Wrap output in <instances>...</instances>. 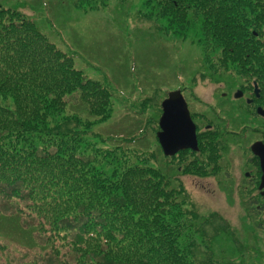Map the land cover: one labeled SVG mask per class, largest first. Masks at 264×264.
I'll use <instances>...</instances> for the list:
<instances>
[{
  "label": "rangeland",
  "instance_id": "rangeland-1",
  "mask_svg": "<svg viewBox=\"0 0 264 264\" xmlns=\"http://www.w3.org/2000/svg\"><path fill=\"white\" fill-rule=\"evenodd\" d=\"M84 1L89 2L0 0V10H14L28 21H35L51 43L73 57L77 71L106 88L105 94L110 97L107 105L90 107L78 94L66 99L68 105L57 117L77 116L95 123L85 132L94 149L111 155L95 164L104 176L111 177L127 159L129 165L166 169L172 177L171 185L181 188L179 204L199 218L192 229H176L183 243L180 249L184 252L183 247H189L193 253L191 257L185 251L189 264L193 259L196 264H264L261 174L253 181L245 177L256 162L251 146L264 143V117L256 113L258 106L264 107V97L252 106L250 121L247 103L232 102L248 81L252 85L262 79L264 90V22L250 31L257 36L254 43L260 45L261 62H257L249 50L236 51L232 56L231 52L225 53L218 42L225 38L213 28L209 32L203 28L191 10L185 23L179 25L172 18L156 16L159 10L147 7L146 0ZM92 2L95 8L89 7ZM12 17L15 16L9 15L8 19ZM236 54L238 57L233 58ZM245 68L248 76L243 72ZM181 90L202 132L199 146L203 153L186 154L183 161L176 162L163 157L157 133L162 102L170 92ZM228 90L231 93L225 101L223 94ZM106 110L110 115L104 120L102 114ZM202 115L208 120L201 121ZM211 121L215 130L207 134L205 125ZM189 165L188 169L196 175L184 172ZM179 169L183 172L177 173ZM21 200L0 199V214L24 212L27 221L42 228L41 243L47 245L24 248L23 245H34L31 237L35 236L30 229L29 233L17 229V225H23L19 218L15 227L4 228L3 232L0 227V237H4L0 239V264H55L59 259L70 260L68 246L64 245L66 237L54 243L53 227L39 226L26 209L32 203ZM205 220L211 221L204 223ZM55 248L60 257H51Z\"/></svg>",
  "mask_w": 264,
  "mask_h": 264
},
{
  "label": "trees",
  "instance_id": "trees-1",
  "mask_svg": "<svg viewBox=\"0 0 264 264\" xmlns=\"http://www.w3.org/2000/svg\"><path fill=\"white\" fill-rule=\"evenodd\" d=\"M146 6L179 25L191 10L203 28L225 38L218 41L225 53L249 50L261 62L260 45L250 31L264 22V0H146ZM105 91L102 83L77 71L73 57L51 43L35 21L0 10V199L31 202L28 214L39 226L53 227L54 243L66 237L71 259L55 264H189L187 255L193 253L189 247L180 249L176 229H192L199 218L179 204L181 188L171 185L166 169L129 165L127 159L111 177L104 176L95 164L111 155L94 149L85 132L95 123L57 117L66 99L78 94L90 107L107 105ZM106 112L104 120L110 115ZM191 165L184 172L192 175ZM19 218L24 226L17 229H30L35 236L34 245L24 248L47 245L41 243L42 228L27 221L24 212L0 214L2 232ZM55 249L51 257H60Z\"/></svg>",
  "mask_w": 264,
  "mask_h": 264
},
{
  "label": "water",
  "instance_id": "water-1",
  "mask_svg": "<svg viewBox=\"0 0 264 264\" xmlns=\"http://www.w3.org/2000/svg\"><path fill=\"white\" fill-rule=\"evenodd\" d=\"M161 106L163 109L159 123L161 130L157 134V138L165 156L172 157L183 150L197 151L196 127L193 124L183 94L179 91L171 92L169 98ZM258 113H262L264 116V110L259 109ZM252 148L261 160L263 177L260 191L263 192L264 196V144L256 143Z\"/></svg>",
  "mask_w": 264,
  "mask_h": 264
},
{
  "label": "flooded vegetation",
  "instance_id": "flooded-vegetation-1",
  "mask_svg": "<svg viewBox=\"0 0 264 264\" xmlns=\"http://www.w3.org/2000/svg\"><path fill=\"white\" fill-rule=\"evenodd\" d=\"M246 70L247 69L245 68L243 70V72H245V75L248 76L249 70L248 71H246ZM245 80L248 81V79H245ZM257 92H258V95H257ZM182 93L184 94V92H182ZM230 93H231L230 90H228L226 93L223 94V98H224L225 101H227ZM238 95H241V96H238ZM184 97H185V100L187 102V98H186V95L185 94H184ZM263 97H264L263 81H262V79H257L254 82H252V85H250V81H248V85H246V86L243 87V91L238 90L237 93L234 95V99H232V98L231 99H232V102H238V101L244 100L245 103H247V105H248V114H249V121H250L252 119V117H253V114H252V109L253 108H252V106L255 105L256 102H260L261 103L263 101L262 100ZM187 105H188V102H187ZM188 106H189V109H190V105H188ZM261 108L264 109L263 106H258L256 108V113L260 117L262 115H261V113H258V110L261 109ZM190 114H191V111H190ZM199 117L202 118L201 121L208 120L207 119L208 116H206V115L205 116L202 115V116H199ZM192 119L194 121V117L193 116H192ZM194 123H195V125L197 127V134H198V139H199V137H202V135H200V134H202V132L198 130L199 129L198 124L195 121H194ZM214 125H215L214 122H212L209 125H205V127H207V132H206L207 134H213L212 132L215 130ZM199 142H200V139H199ZM186 152H187V154H191L193 156H195V154H201V153H203V152H201V150L199 152H195V153H192L191 151L190 152L189 151H186ZM251 152H252L253 159H256V162L257 163L255 162L253 164L252 171L245 173V177L248 180H252L253 181L254 178L258 179V176H260V174H261V177H262V170L260 169V160L255 156V154H254V152L252 150V146H251ZM184 155H185L184 153L177 154L176 156H174V160L173 161H176V162L183 161L182 158L184 157ZM179 171H181V169H179Z\"/></svg>",
  "mask_w": 264,
  "mask_h": 264
}]
</instances>
